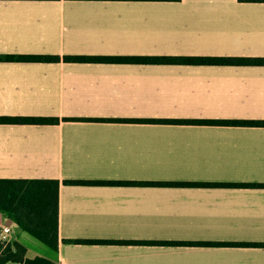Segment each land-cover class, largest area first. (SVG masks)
<instances>
[{
    "label": "crops",
    "instance_id": "obj_1",
    "mask_svg": "<svg viewBox=\"0 0 264 264\" xmlns=\"http://www.w3.org/2000/svg\"><path fill=\"white\" fill-rule=\"evenodd\" d=\"M163 55L264 57V0H0V116L55 119L0 121V178L60 180L58 249L0 210L27 257L264 264L261 245L64 241L264 242V125L208 121L264 120V64L142 60Z\"/></svg>",
    "mask_w": 264,
    "mask_h": 264
},
{
    "label": "trees",
    "instance_id": "obj_2",
    "mask_svg": "<svg viewBox=\"0 0 264 264\" xmlns=\"http://www.w3.org/2000/svg\"><path fill=\"white\" fill-rule=\"evenodd\" d=\"M263 1V0H251ZM41 59L57 58L39 56ZM79 59L78 56H67ZM92 58V57H91ZM143 61L172 63H211L246 62L264 64V57L239 56H145ZM53 117L42 116H0V121L17 122H53ZM157 120V119H153ZM181 121V120H180ZM210 123L264 125V120H208ZM71 183L105 182V180H65ZM59 185L55 178H0V210L13 218L23 229L42 240L54 249H58L59 238ZM70 243H124V244H184V245H261L264 242L234 241H193V240H116V239H64ZM27 248L17 240L8 244L0 242V264H58L44 256L29 258Z\"/></svg>",
    "mask_w": 264,
    "mask_h": 264
},
{
    "label": "built area",
    "instance_id": "obj_3",
    "mask_svg": "<svg viewBox=\"0 0 264 264\" xmlns=\"http://www.w3.org/2000/svg\"><path fill=\"white\" fill-rule=\"evenodd\" d=\"M12 241V228L11 225L5 224L0 229V242L8 244Z\"/></svg>",
    "mask_w": 264,
    "mask_h": 264
}]
</instances>
